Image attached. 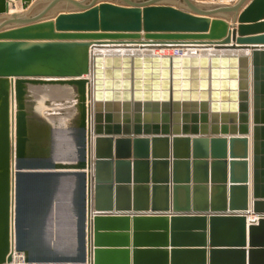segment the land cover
I'll list each match as a JSON object with an SVG mask.
<instances>
[{
  "label": "water",
  "instance_id": "1",
  "mask_svg": "<svg viewBox=\"0 0 264 264\" xmlns=\"http://www.w3.org/2000/svg\"><path fill=\"white\" fill-rule=\"evenodd\" d=\"M44 1L29 15L32 0L13 13L0 0V264H207V254L209 264H264V48L252 52V210L250 71L246 55L231 51L264 44V0ZM62 1L74 11L49 13ZM183 45L200 51H141ZM170 106L181 121H168ZM151 110L162 120L140 119ZM68 132L73 151L55 157ZM36 175L77 177L76 249L29 246L21 186ZM52 223L56 230V212Z\"/></svg>",
  "mask_w": 264,
  "mask_h": 264
},
{
  "label": "crops",
  "instance_id": "2",
  "mask_svg": "<svg viewBox=\"0 0 264 264\" xmlns=\"http://www.w3.org/2000/svg\"><path fill=\"white\" fill-rule=\"evenodd\" d=\"M112 2H119V0H108ZM177 0H170V4H176ZM199 3H202L203 0H197ZM236 0H229L228 2H220L218 1V4H233ZM12 2H15L16 8L14 9L12 6ZM39 2V3H38ZM215 3V1L210 0V3ZM250 2V0L245 4V6ZM35 3L37 5L34 9H32L31 13L29 15H34L40 11H42L48 4V1H41V0H32L31 6H33ZM204 3V2H203ZM217 3V0H216ZM30 6V7H31ZM9 7H10V13L13 12H22L24 11L22 8V0H9ZM75 7L71 4H68L64 1L59 2L49 13H52L54 15H58L63 13L64 11H74ZM242 10V9H241ZM51 14V15H52ZM229 23L230 26L234 25L238 27V22L233 23L232 16L227 15L224 17ZM261 21H264L261 20ZM232 30V28H230ZM260 35V34H256ZM234 43V42H231ZM232 45H235L232 44ZM195 46H203V45H195ZM237 47L246 46L247 49H232V53H243V55H246L248 58V68L250 71V87L248 89L249 91V104H250V111H249V128L250 132L247 134L249 138L248 143V153H249V201H250V209L252 210V203H253V89H252V52L254 51L253 48H264V44H236ZM135 49V50H134ZM139 48H133L131 51H136ZM125 49L121 50L122 52ZM148 50V49H147ZM210 50V49H209ZM140 51V49H139ZM146 51V50H145ZM148 51L152 52L154 51L156 53V50L149 49ZM213 51V50H210ZM216 52L222 53L225 52L224 49L215 50ZM90 52H92L90 48ZM89 103L92 102V100L88 101ZM134 104L132 103V106ZM153 105V104H152ZM172 105V104H170ZM156 106H160V103ZM156 112L151 110L150 113H141L143 116H141V120H162V111H158L159 117L156 118L154 116ZM210 113V112H209ZM123 114V113H122ZM136 112L134 109H131L130 114V122H132L131 129L133 127V122L136 120L135 116ZM121 115V112H120ZM145 115V116H144ZM210 115V114H209ZM182 114L175 112L172 110V106H170V113L168 116V121L176 122L181 121ZM210 120V117H209ZM133 131V129H132ZM123 135H115V137H119ZM133 138L135 136L131 135ZM142 136V135H141ZM219 136L223 137L226 136L227 138L230 137V134H219ZM149 137H152L150 135ZM172 138L173 135H170ZM194 137V136H191ZM169 148L170 153H172L173 144L172 140H170L169 146H167V149ZM236 151H242L244 146L242 143L236 144ZM158 149L161 152H164L166 149V145L164 143H160L158 146ZM178 149L180 151H184V145L181 144ZM229 159V158H228ZM172 162V159H171ZM172 171V166L171 169ZM161 172V169H160ZM64 178L69 177V179H62L58 177L53 178H47V179H41L38 177H33L35 179H28L24 183L23 191H24V202L25 204L28 203V214L23 215V226H28V232L27 234L30 235V238H28L29 246L33 249H55V250H73L77 247V193H78V184H77V177L76 176H62ZM54 202L56 205V230H54V226L48 222L47 218H49V204H52ZM24 204V205H25ZM25 210V208H24ZM43 219H46L45 222ZM256 219L254 216H248V220ZM29 220V221H28ZM42 220V221H41ZM28 221V225L27 224ZM54 234V238L51 237V235ZM192 263L199 264L201 263L200 260L197 259V256H194V259L192 260ZM206 263L209 264V254L206 256Z\"/></svg>",
  "mask_w": 264,
  "mask_h": 264
},
{
  "label": "bare ground",
  "instance_id": "3",
  "mask_svg": "<svg viewBox=\"0 0 264 264\" xmlns=\"http://www.w3.org/2000/svg\"><path fill=\"white\" fill-rule=\"evenodd\" d=\"M123 49H125V48H123ZM123 49H121V50H123ZM132 49L133 48H126L123 52L121 50H118L117 49V51H121L122 53L134 52V51H131ZM102 51L103 52H107L106 49H103ZM213 51L215 52V50H213ZM161 53H162V51H161ZM69 133L70 132H68V133H61L62 134L61 135L62 138L63 139H66L67 136H71ZM54 151H55V157H57L60 154H71V152L73 151V149H71L70 146H68V147L65 146L63 149H60L57 146V148L54 149ZM27 163H28V165L29 164H38L39 165V164H43L44 162H42V161L28 160ZM17 164H18L17 163V160L14 159V161L12 163V173H13V180H12V187H13L12 202H13V205L12 206H13V209H12V214L11 215H12V244L15 247L17 246V242H16V227H17V219H16V217H17V190H18V186H17V175H18V172L20 171V169L18 168ZM33 167H35V166L34 165L31 166L30 170H28V171H43L44 170L43 168H33ZM45 170L46 171H51V172H54L55 171V173H58V170H51V169H45ZM33 177H38V178L43 179L40 175H36V176H33ZM33 177H29L28 179H32ZM52 177H58V178H62V179H69V177L64 178V177L58 176V175H55V176L53 175ZM33 179H35V178H33ZM21 187H22V199H23V202H24V191H23L24 184H22ZM24 204H25V202H24Z\"/></svg>",
  "mask_w": 264,
  "mask_h": 264
},
{
  "label": "built area",
  "instance_id": "4",
  "mask_svg": "<svg viewBox=\"0 0 264 264\" xmlns=\"http://www.w3.org/2000/svg\"><path fill=\"white\" fill-rule=\"evenodd\" d=\"M148 51L147 49H143L141 51L145 52ZM162 51V53H161ZM167 51V52H166ZM198 50L197 48L194 47H190L188 45H183V46H175V47H170V48H165V49H161L159 51H156V53L160 54V55H170V56H186L189 54H195L197 53ZM13 209V208H12ZM12 247L15 248V246L12 244ZM15 262H23V258L21 257V255L15 256Z\"/></svg>",
  "mask_w": 264,
  "mask_h": 264
},
{
  "label": "rangeland",
  "instance_id": "5",
  "mask_svg": "<svg viewBox=\"0 0 264 264\" xmlns=\"http://www.w3.org/2000/svg\"><path fill=\"white\" fill-rule=\"evenodd\" d=\"M213 1H215V3L213 2V3H210V0H203V2H204V4H207V5H209V4H214V5H218V1H220V2H228L227 0L225 1V0H217V3H216V0H213ZM203 2H202V4H203ZM219 4H221V3H219ZM70 137V136H69ZM65 140V139H64ZM61 146L62 147H68V146H71V141L69 140H65V141H62L61 142ZM54 214H55V212L53 211V205L52 204H50L49 205V218H47V220L50 222V224L51 225H53V223H52V220L54 219ZM25 227V226H24ZM51 237H53L54 238V234L53 235H51Z\"/></svg>",
  "mask_w": 264,
  "mask_h": 264
}]
</instances>
